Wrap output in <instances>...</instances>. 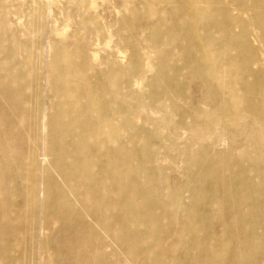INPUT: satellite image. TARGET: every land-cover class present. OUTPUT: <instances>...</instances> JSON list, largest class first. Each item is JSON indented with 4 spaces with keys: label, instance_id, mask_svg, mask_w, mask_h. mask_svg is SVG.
Instances as JSON below:
<instances>
[{
    "label": "rangeland",
    "instance_id": "1",
    "mask_svg": "<svg viewBox=\"0 0 264 264\" xmlns=\"http://www.w3.org/2000/svg\"><path fill=\"white\" fill-rule=\"evenodd\" d=\"M5 35L28 114L11 138L0 125V264H246L234 251L264 247L248 217L264 215V0H0ZM31 154L43 180L13 221L1 204ZM180 218L197 235L168 244Z\"/></svg>",
    "mask_w": 264,
    "mask_h": 264
},
{
    "label": "bare ground",
    "instance_id": "2",
    "mask_svg": "<svg viewBox=\"0 0 264 264\" xmlns=\"http://www.w3.org/2000/svg\"><path fill=\"white\" fill-rule=\"evenodd\" d=\"M256 4V2H254ZM232 22V21H231ZM8 34V33H7ZM9 36V34H8ZM7 35L2 38L0 41V52L2 55V60H7L9 59L12 49H11V43H10V38ZM248 52H251L250 48H246ZM244 60L242 61V66L245 68H248L251 66V62L254 61L252 58L249 57H244ZM247 60V61H245ZM0 69H3L4 74L0 78V93L1 97L4 98V108L1 106L0 102V125L3 123L7 124L9 129L11 130L10 138L12 134H18V131L14 121H12V118L18 117V119H22L28 114L27 108L23 105L20 104V102L23 99V94H19L20 92L18 91V88L15 86H21L26 84V75L24 73H14L12 71L7 72V64L5 65L2 63V66H0ZM248 74L250 75L251 72L249 71ZM253 75V74H252ZM249 83L245 84L244 88H251ZM11 94H7L10 93ZM23 96V97H22ZM8 129V130H9ZM35 132H37V128H35ZM6 132L1 130L0 131V142L5 138ZM88 137L93 136L92 133L89 132L87 133ZM74 146V145H73ZM78 147L80 144L77 145ZM69 147H72V145H69ZM93 146L90 145V142H86L81 146V151H82V162L79 164V170L81 173V176L83 178L88 179L90 175V170L94 168L93 165L96 163V158H91L90 161L88 158L85 156L90 153V148ZM95 148V147H94ZM35 153V152H34ZM13 155H15L13 153ZM62 159H67L69 157V154H63L61 155ZM29 160L23 161L24 156L21 155L16 158L17 161L14 162L13 169L15 171V175H19L20 179L18 184H11L6 186L7 188V201L1 204V207L3 210L7 212V214L11 217V219L14 221L18 214L23 211L24 205L25 204H34L35 202V195L34 192L36 188L38 187L39 183L42 182L43 177L40 176L41 172L40 169L37 166V157L33 154L28 157ZM26 160V159H25ZM40 161V160H39ZM19 162V163H18ZM122 166L124 165H119L116 168H113L110 171V174H114L118 172ZM111 177V176H110ZM225 179L227 182L233 181L234 178L231 174L227 173L225 176ZM226 182V183H227ZM134 184V181H132ZM59 195L58 199H61L63 197V192H57ZM45 194L44 192L41 194V199H44ZM145 199H141L140 201L143 202ZM4 201V200H3ZM146 201V200H145ZM144 201V202H145ZM125 207H130L129 203L124 204ZM132 210L135 211L134 206L132 205ZM195 214H192L193 216ZM249 217V224H257L262 222L264 220V215L258 214H248ZM243 219V217H242ZM32 222L27 223L26 226H29ZM174 228L178 230H183L181 233H177L174 236L170 234H166V242L170 244H174L175 242H181L185 238H193L196 237L197 235V230L200 228V224L197 222L191 221L188 218H180L179 220L175 221L173 224ZM183 228V229H182ZM210 238V235H203L201 236V241H207ZM260 238L254 237L253 239H248L244 244V248L237 251H234V257L235 259H240L246 264H261L260 263V255H261V249L264 251V247L262 244L259 243ZM207 254L210 256L212 254V257H215V252L214 250L207 251ZM237 264V263H234Z\"/></svg>",
    "mask_w": 264,
    "mask_h": 264
}]
</instances>
